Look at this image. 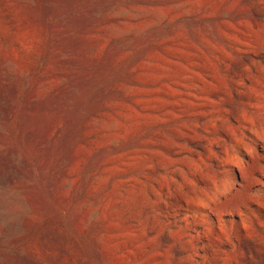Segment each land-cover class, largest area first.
Listing matches in <instances>:
<instances>
[{"label":"rangeland","instance_id":"1","mask_svg":"<svg viewBox=\"0 0 264 264\" xmlns=\"http://www.w3.org/2000/svg\"><path fill=\"white\" fill-rule=\"evenodd\" d=\"M0 264H264V0H0Z\"/></svg>","mask_w":264,"mask_h":264}]
</instances>
